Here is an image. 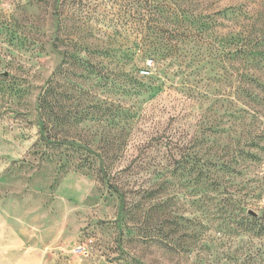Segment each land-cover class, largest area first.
I'll list each match as a JSON object with an SVG mask.
<instances>
[{
  "label": "rangeland",
  "instance_id": "rangeland-1",
  "mask_svg": "<svg viewBox=\"0 0 264 264\" xmlns=\"http://www.w3.org/2000/svg\"><path fill=\"white\" fill-rule=\"evenodd\" d=\"M245 26L264 0H0V264H264Z\"/></svg>",
  "mask_w": 264,
  "mask_h": 264
},
{
  "label": "trees",
  "instance_id": "trees-1",
  "mask_svg": "<svg viewBox=\"0 0 264 264\" xmlns=\"http://www.w3.org/2000/svg\"><path fill=\"white\" fill-rule=\"evenodd\" d=\"M246 28L245 30H238L236 34H234L230 40L232 45V51L230 53L232 63H239L238 66H235L234 69L238 71V68H242L243 70L249 71H264V35L262 36V32L260 34L255 33L253 34L254 30L256 29L255 25H252L254 29L251 32H248L246 35ZM235 33V32H234ZM246 35V36H245ZM254 73L246 74L243 72L236 76V84L233 87V94H235L236 100L241 101L244 106L251 110L250 116L253 119L264 115V84L262 83L261 79ZM49 86V85H48ZM53 91L51 87H47L43 96L39 97L38 107L40 112L52 110L53 106ZM49 104V106H48ZM246 110V109H245ZM246 112H248L246 110ZM240 113V112H239ZM248 114V113H247ZM46 115V114H45ZM42 127V124H40ZM249 152L245 154L248 155ZM254 155L251 154V157ZM103 164L100 165V171L102 174L105 175ZM192 169V168H190ZM193 170V169H192ZM194 172L196 173V177L194 178V183L198 184L201 180V169H195ZM107 186H112L109 184V181L106 182ZM115 187V186H114ZM113 187V188H114ZM117 193L119 190L116 188L114 189ZM205 203H198L197 201V209H199L202 213H205ZM255 214H252V216ZM255 221V218H252V222ZM244 226L248 227L249 224H245ZM262 226V225H261ZM260 227V225H259ZM264 234L263 229L259 230Z\"/></svg>",
  "mask_w": 264,
  "mask_h": 264
}]
</instances>
